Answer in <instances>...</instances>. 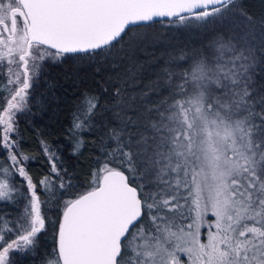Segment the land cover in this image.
<instances>
[{
    "label": "snow or ice",
    "instance_id": "obj_1",
    "mask_svg": "<svg viewBox=\"0 0 264 264\" xmlns=\"http://www.w3.org/2000/svg\"><path fill=\"white\" fill-rule=\"evenodd\" d=\"M237 7V0H0V93H7L0 199L17 191L10 177L27 184L24 211L7 228L15 239L0 234V264H13L12 252L33 246L46 228L50 201L38 189L54 190L56 154L44 145L52 175L38 185L10 134L44 62L69 55L108 70L105 110L114 122L89 189L63 201L48 264H264V86L255 80L264 70V19L241 12L229 22ZM163 18L218 21L230 31L191 54L181 49L159 75L162 85L130 92L125 59L147 38L129 36L130 26ZM99 106L84 93L73 129ZM69 187L61 179L59 188Z\"/></svg>",
    "mask_w": 264,
    "mask_h": 264
},
{
    "label": "trees",
    "instance_id": "obj_2",
    "mask_svg": "<svg viewBox=\"0 0 264 264\" xmlns=\"http://www.w3.org/2000/svg\"><path fill=\"white\" fill-rule=\"evenodd\" d=\"M237 4V9L228 17L229 22L237 20L241 12L257 21L264 19V0H237ZM164 20L163 24L157 21L130 28L129 36L139 34L147 37L125 59L124 66L132 69L134 74L129 84L130 92H140L153 83L162 85L164 81L158 79L159 75L165 67H173V57L178 56L181 49L191 54L206 46L221 30L225 33L230 31L218 21L202 24L192 18L181 25ZM97 66V63L71 55L44 62L29 90L27 109L15 118L16 130L11 138L17 142V153L29 157L22 160V165L33 182L39 185L41 179L52 175L44 145L56 154L60 176L55 178L53 191L39 187L41 199L50 201L44 206L46 228L37 235L33 246L12 252L13 264H48L57 247L56 221L63 201L87 191L92 183V173L104 163L101 145L114 121L112 111L105 110L106 103L111 102L103 92L108 87L104 83L108 70L101 66V71L97 73ZM0 79H4L2 73ZM255 80L257 88L264 86V70L257 69ZM86 92L98 96L100 106L83 129L74 130V114ZM4 95L7 93H0V104L5 103ZM78 142L81 146L77 151ZM6 158V150L0 148V162ZM61 179L71 187L60 189ZM9 181L17 191L7 199H0V234L8 242L15 239V232H8L7 228L12 227L22 215L27 203L24 199L27 195L26 181L18 174L10 177Z\"/></svg>",
    "mask_w": 264,
    "mask_h": 264
},
{
    "label": "flooded vegetation",
    "instance_id": "obj_3",
    "mask_svg": "<svg viewBox=\"0 0 264 264\" xmlns=\"http://www.w3.org/2000/svg\"><path fill=\"white\" fill-rule=\"evenodd\" d=\"M206 231H207V229H205V228L201 229V232H202V233H206ZM201 238H202V239H205L206 237H205L204 235H202ZM181 257H182L183 260H186V259H187V258L184 257V256H181Z\"/></svg>",
    "mask_w": 264,
    "mask_h": 264
},
{
    "label": "rangeland",
    "instance_id": "obj_4",
    "mask_svg": "<svg viewBox=\"0 0 264 264\" xmlns=\"http://www.w3.org/2000/svg\"><path fill=\"white\" fill-rule=\"evenodd\" d=\"M30 90V89H29ZM28 90V91H29ZM29 96H30V92H29V95H28V99H29ZM24 112V111H23ZM19 113H21V112H18L17 114H16V116L19 114ZM16 118V117H15ZM13 133H11L10 135H12ZM6 153H7V151H6ZM203 229V228H202ZM14 252V251H13ZM181 256H183V254H181Z\"/></svg>",
    "mask_w": 264,
    "mask_h": 264
},
{
    "label": "water",
    "instance_id": "obj_5",
    "mask_svg": "<svg viewBox=\"0 0 264 264\" xmlns=\"http://www.w3.org/2000/svg\"><path fill=\"white\" fill-rule=\"evenodd\" d=\"M159 19H160V18H158V21H159ZM163 19H167V18H163ZM135 26H137V25H132V26H130V28H131V27H135Z\"/></svg>",
    "mask_w": 264,
    "mask_h": 264
}]
</instances>
